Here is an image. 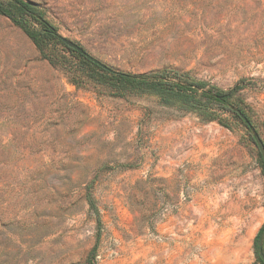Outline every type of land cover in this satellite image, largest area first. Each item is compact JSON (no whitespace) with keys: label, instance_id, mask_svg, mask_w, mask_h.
Listing matches in <instances>:
<instances>
[{"label":"rangeland","instance_id":"obj_1","mask_svg":"<svg viewBox=\"0 0 264 264\" xmlns=\"http://www.w3.org/2000/svg\"><path fill=\"white\" fill-rule=\"evenodd\" d=\"M28 1L115 70L238 85L264 143V0ZM50 52L0 14V264H260L250 129L217 103L76 86Z\"/></svg>","mask_w":264,"mask_h":264},{"label":"trees","instance_id":"obj_2","mask_svg":"<svg viewBox=\"0 0 264 264\" xmlns=\"http://www.w3.org/2000/svg\"><path fill=\"white\" fill-rule=\"evenodd\" d=\"M0 14L9 18L14 25L19 27L36 46L41 56L50 64L55 63V55L50 52L55 45H60L74 57L76 59L75 65L72 67L64 65V68L68 72L69 81L76 86L89 83L97 89L115 96L130 93L154 94L166 104L179 102L192 108H201L208 104L217 103L222 109L232 112L246 126L233 110L235 105L230 101L233 93L239 89L238 85L223 91L210 87L206 88L203 81L182 80L178 73L172 70L161 69L131 73L115 70L104 63L103 65L94 63L64 44L60 40L57 27L46 18L44 11L32 1L8 0L5 2L0 0ZM239 109L243 112L241 108ZM91 196L90 192L86 195L89 204H92ZM263 234L264 225L259 228L254 237V244H256L257 249ZM95 255L94 247L88 257L93 260ZM258 260L260 264H263L259 256Z\"/></svg>","mask_w":264,"mask_h":264},{"label":"water","instance_id":"obj_3","mask_svg":"<svg viewBox=\"0 0 264 264\" xmlns=\"http://www.w3.org/2000/svg\"><path fill=\"white\" fill-rule=\"evenodd\" d=\"M60 40L64 44H66L68 47H70V48L74 49L75 51H77L78 53L84 55L85 57H87L88 59L93 61L94 63H97L99 65H103V63L100 60H98L97 58L90 55L84 48H82L76 42H74V41H72L66 37H63L61 35H60ZM233 110L239 115V117L242 119V121L250 129L253 141L258 148V151H259V154H260V157L262 159L263 166H264V143H263L261 137L259 136V134L255 130V128L253 127V125L251 124V122L247 118V116L239 108L233 107ZM258 256H259L260 260L262 261V263L264 264V252L262 251L261 242H259V244H258Z\"/></svg>","mask_w":264,"mask_h":264}]
</instances>
